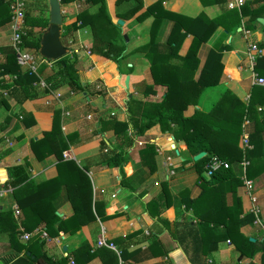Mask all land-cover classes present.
Here are the masks:
<instances>
[{
	"label": "crops",
	"instance_id": "obj_1",
	"mask_svg": "<svg viewBox=\"0 0 264 264\" xmlns=\"http://www.w3.org/2000/svg\"><path fill=\"white\" fill-rule=\"evenodd\" d=\"M139 1L138 10L121 19L120 34L126 37L123 39L127 53L119 62L90 51L89 54L82 50L75 54L73 52L81 85L89 83L83 91L71 92L65 84H61L38 98L27 99L22 103L6 100L7 106L0 105V179L6 181L0 183V210L8 209L15 203L14 188L8 183L7 169L17 164L26 166L29 177L16 190L21 187L18 195H29L34 192L35 184L57 174L58 152L63 159L73 160L85 171L90 184L91 204L95 201L101 214H117L102 220L96 216L74 233L58 231L57 235L42 238V249L52 259L66 255L68 259L64 264H69L71 252L84 244L82 252H93L95 256L89 260H78V264H260L261 251L257 250L252 256H247L225 232L226 224L230 222L231 227L242 237L256 243L264 240V169H260L264 167V84L256 82L253 77L255 72L250 68L247 56L250 43L264 41V25L257 21L248 22L243 17L238 25L229 29L220 24L215 26L210 37L198 48L196 74L208 50L218 51L222 65L218 83L202 88L196 99L182 110V115L186 117L198 112L205 116L207 114L208 119L219 118L211 109L225 90L229 92V96L223 102L224 112L229 114L231 106L236 103H249L247 117H244L241 124L240 140L224 159L232 175L228 181L208 184L205 171L199 174L193 169V155L188 154L183 142L174 138L171 133L161 132L158 124L134 137L135 145L126 149L125 161L118 166H109L107 147L100 149L99 144L104 140L111 147L116 140L110 127L106 126L98 131L99 120L115 118L126 121L125 104L128 97L139 96L132 83L141 79L151 90L143 99L157 101L165 91L164 85L153 82L142 52H129L146 43L151 35L150 27L154 16L150 14L142 20L136 19V16L155 1H159L161 8L169 12L191 17L203 13L206 17L217 20L229 9L225 5L227 0L218 3H213L212 0L205 3L201 0ZM245 1L250 3V8L264 3V0H242V3ZM41 2L47 5V0H38L40 5ZM136 4L138 0H122L118 3L116 0H105L112 20L117 19V12H123ZM97 6L82 4V0L59 3L64 21L75 17L80 9L85 8L92 13ZM260 17L264 18V15ZM223 21L226 23V19L223 18ZM171 24L169 17L160 18L153 32V41L159 44L164 42ZM9 37L7 20L0 24V63L11 51ZM190 39L191 36L187 35L182 41L179 55L185 53ZM63 41L69 46L67 54L72 53L70 46L73 50L78 43L89 50V26L76 28ZM79 54L81 56L77 61ZM260 55L264 57V47L261 48L258 56ZM36 60L39 61L38 58ZM51 66L55 68L54 64ZM125 66L132 69L129 75L120 74ZM125 76H128L127 87L123 84ZM3 78L7 82L11 80L8 75ZM94 80L98 84L93 86ZM54 111L59 112V131L55 138L41 147L32 146L44 131L50 129ZM22 112L32 113L34 121L24 125ZM192 124L201 134L208 137L211 135L212 127L202 119H192ZM250 136L255 138L254 147ZM244 137L246 143L243 142ZM216 140H211L215 147L219 144ZM145 144H152L154 147L153 154L147 157V163L153 167L152 171L140 156ZM62 145L66 147L61 148ZM48 146L54 153L43 155ZM249 150L253 153L248 157ZM248 167L258 170V173L248 178ZM244 181H249V187H246ZM66 182L68 181L46 189L47 194L50 193L46 201L51 202L61 219L72 213L71 199L77 195L75 188ZM206 189L210 190L201 198V193ZM33 198L38 199V195L35 194ZM235 200L240 207L236 217L233 210H230ZM205 208L208 209L203 212ZM246 217H249L248 221L236 225V219ZM40 228L41 226L34 227L27 233L31 235ZM18 230V240L24 242L20 238L22 229ZM119 237L125 238L117 243L111 242ZM99 238L113 247L97 245ZM239 244L245 247L243 240ZM104 248L113 250L117 260H102ZM120 250L123 252V260L118 255ZM15 254L6 246L5 235H0V264H10L9 259H13ZM21 254L22 252L18 256ZM192 258L194 260H188ZM39 263H42L41 260L33 264Z\"/></svg>",
	"mask_w": 264,
	"mask_h": 264
},
{
	"label": "trees",
	"instance_id": "obj_2",
	"mask_svg": "<svg viewBox=\"0 0 264 264\" xmlns=\"http://www.w3.org/2000/svg\"><path fill=\"white\" fill-rule=\"evenodd\" d=\"M58 1L60 4H65L76 0ZM116 1L118 3L122 0ZM207 1L201 0L202 3ZM224 1L212 0L213 3ZM82 4H97L98 6L92 13H89L85 8L80 9L75 17L67 20L62 26L61 38L66 39L76 28L88 25L91 31L89 51L111 61L119 62L127 52H125L126 44L120 34V25L116 20L131 16L138 10L140 1L138 0L136 6L128 8L123 12H117L115 14L117 19L115 20H112L110 17L106 9L105 0H82ZM249 4L248 1H245L238 9H228L217 20L216 18H208L203 13L191 17L169 12L161 8L159 1H155L136 16L138 20H142L150 14L154 16L150 27L151 35L146 43L131 49L129 52H142V56L148 62L153 82L164 85L165 91L157 101L143 99L151 90L147 88L145 82L141 79L136 83H132L133 89L139 93V96L131 95L128 97L125 104L126 121H118L115 118L99 120L100 126L98 127V131L108 126L111 128L116 140V143L112 144L111 147L106 145L104 140H101L99 144L100 149L107 147L108 153L106 158L108 159L107 164L109 166H118L121 162L125 161L126 149L135 145L134 137L142 135L146 129L154 124L159 125L161 132L171 133L174 138H179L185 145L188 154L195 155L201 151L205 152L204 156L193 161V169L199 174L206 170L205 165L213 157L224 161L228 152L233 150L240 140L241 124L244 117H247L246 113L249 109V103L247 105L236 103L231 106L229 114L227 111V113L224 112L223 102L228 100L229 96V92L225 90L218 99L217 104L211 109L215 115H219V118H210L214 119V121H210L206 117L207 114L205 116L198 112L192 116H183L182 110L188 103L196 99L197 94L202 88L216 85L221 74L220 53L213 49L208 50L204 62L196 74L198 65L196 54L201 43L210 37L215 26L218 24L229 29L238 25L240 19L243 17H246L248 22H255L257 17L264 15V3L253 8H250ZM8 16V1L0 0V24L7 21ZM163 16L169 17L172 20V24L165 41L159 44L153 41V32L159 19ZM223 18L229 24H226ZM47 20L48 17L31 16L24 11L22 47L32 48L37 53L40 33L45 28ZM187 35L191 36L189 45L185 53L179 55L178 50ZM63 45L67 46V43L65 42ZM255 45L261 49L264 47V41L255 42ZM51 64H54L55 68ZM75 64L76 57L73 53H70L50 64L41 61L36 66L35 72H31L17 65L13 53L10 51L5 56L4 61L0 63V105L7 106L6 100L22 103L27 99L38 98L50 93V91L61 84H65L71 92L83 91L89 83L85 82L81 85L77 77ZM252 68L257 77L264 78V57L261 55L257 56ZM131 70L130 66H125V70L120 72V74L129 75ZM4 75L11 76V80L9 82L5 81ZM40 81L43 82V85L39 84ZM22 115L24 125H29L34 121L32 113L22 112ZM195 118L202 119V121L212 127L210 130L212 136L210 135V138L198 132L193 126L192 119ZM58 131L59 112L54 111L51 117L50 129L44 131L42 137L35 140L32 146L41 147L45 145L46 142L55 138V134ZM213 138H216V142L219 143L216 147L212 144ZM250 142L254 147L256 142L254 136H250ZM49 147L43 155L54 153ZM65 147L66 145L61 146V148ZM153 149L152 144H145L141 149L140 156L145 163L148 161V155L151 156L153 154ZM252 153L253 151L249 150L247 152L248 157ZM56 155L58 158L56 163L57 174L52 178L35 184L33 186L35 193L32 192L29 195L19 196L18 193L22 189L21 187H19V190H16L29 177L26 166L24 164H17L7 169L8 183L14 188L13 198L20 211V217L15 221L10 208L0 210V235H5L6 246L16 253L13 259H9L11 260L10 264H33L37 260H41L42 263L39 264H64L68 259L66 255L52 259L42 249L41 230L45 231L49 236L57 235L58 231L74 233L85 223L94 220L96 216L102 220L117 214H101L97 203L94 201L91 204L90 202V184L85 171L79 168L73 160L63 159L58 152ZM145 165H148L149 170L152 171L153 167H151V164L147 163ZM228 168H215L210 176L207 177L206 182L216 185L228 181L232 177ZM262 168L264 169V167L260 169ZM257 173L258 170L255 171L253 168L248 167L246 176L250 178ZM65 181H68L66 183L75 188L77 195L71 199L72 213L65 219H61L56 214L51 202L46 201V198L50 195V193H48L49 195L47 194L46 189L52 185L62 184ZM1 182L6 181L0 179ZM209 190H204L200 197L203 198ZM30 192L31 190L28 193ZM35 194L38 195V199L33 198ZM235 201L234 208L230 207V210H233L234 217L238 215L240 208L238 201ZM207 209L205 208L203 212H206ZM214 209L217 210L218 208ZM248 218L236 219V225L245 223L248 221ZM231 224L230 222L226 224L227 231L225 235H228L234 245L247 256H252L257 250L261 251L260 264H264V240L259 243L250 241L247 237H242L238 232H235ZM18 225L22 226V230L25 232H30L34 227L41 226V228L31 234L27 240L21 242L18 240ZM123 238L125 237L114 238L111 242L117 243V241ZM241 240L245 242V247L239 244ZM83 246L84 244L71 252L70 260H72L73 264H78V260H89L95 256L93 252L84 254L81 250ZM20 252L22 254L18 256ZM102 254L104 256L102 260H117L116 253L111 249L104 248ZM118 255L123 260L122 250H120ZM248 264L251 263L249 262Z\"/></svg>",
	"mask_w": 264,
	"mask_h": 264
},
{
	"label": "built area",
	"instance_id": "obj_3",
	"mask_svg": "<svg viewBox=\"0 0 264 264\" xmlns=\"http://www.w3.org/2000/svg\"><path fill=\"white\" fill-rule=\"evenodd\" d=\"M8 1V24L10 28V37H9V47L11 49V52L14 55L15 63L23 68H26L30 70L31 72H35V68L38 65L39 62L44 61L42 58L39 59V61L36 60V58L26 50L25 47H22V35L24 34V24H23V18H24V9H25V2L26 0H7ZM242 4V0H227L226 6L229 9L236 8L238 9ZM78 50L85 51L86 54H89L88 48L78 43L72 50V52L76 53ZM259 48L255 45V43L249 44V50L247 51L248 61L250 64V68L253 67L255 58L260 53ZM256 82L258 84H264V78H259L253 75ZM41 85H43V82H40ZM243 142L246 143L245 137L243 138ZM227 168L228 163L226 161H221L217 158H212V160L205 165V174L207 177L210 176L211 172L215 168ZM246 187H249V181H244ZM11 213L13 219L16 221L20 217V211L15 203L11 204L10 206ZM18 228L21 230L22 228L20 225H18ZM36 232V231H35ZM47 236L46 232L41 230L40 231V237L45 238ZM30 237V233L24 232L21 230L20 238L24 241L27 240ZM97 245H106L108 247H113L112 244L108 243L106 244L101 238L97 239ZM69 264H73L72 260L69 261Z\"/></svg>",
	"mask_w": 264,
	"mask_h": 264
},
{
	"label": "water",
	"instance_id": "obj_4",
	"mask_svg": "<svg viewBox=\"0 0 264 264\" xmlns=\"http://www.w3.org/2000/svg\"><path fill=\"white\" fill-rule=\"evenodd\" d=\"M47 6L48 20L45 28L40 33L37 54L45 62L51 63L58 58L65 56L68 53V48L64 46L60 40L62 17L59 9V1L47 0ZM256 21L261 25H264L263 17H257ZM117 23L120 25L122 21L118 20ZM123 38L126 39L125 35H123ZM123 84L127 87L128 76L124 77ZM203 155V151L198 152L192 156V159L197 160Z\"/></svg>",
	"mask_w": 264,
	"mask_h": 264
},
{
	"label": "rangeland",
	"instance_id": "obj_5",
	"mask_svg": "<svg viewBox=\"0 0 264 264\" xmlns=\"http://www.w3.org/2000/svg\"><path fill=\"white\" fill-rule=\"evenodd\" d=\"M43 1H45V0H43ZM41 4L42 5H40L39 3H38V0H26V2H25V9H24V11H25V13L27 12L29 15H31V16H38V17H42V18H46V17H48V9H47V5H46V3H42L41 2ZM225 5H226V3H225ZM118 20H121V19H117L116 20V22H118ZM66 21H64V16H62V23H61V29L63 28L62 26H63V24L65 23ZM36 31V30H35ZM63 37L60 39L62 42H63V44H65V42L63 41ZM251 44V43H250ZM67 48H69V46L67 45L66 46ZM26 50H28V52H30L35 58H38V59H40V57L38 56V54L37 53H35V51H33V49L32 48H27L26 47ZM69 50H71L72 51V47L70 46V49ZM79 52V51H78ZM77 52V53H78ZM73 53V52H72ZM75 54V53H74ZM67 55V54H66ZM81 56V54H79V55H77V61H78V59H79V57ZM55 66V65H54ZM95 84H98V81L97 80H94V82H93V86L95 85Z\"/></svg>",
	"mask_w": 264,
	"mask_h": 264
}]
</instances>
